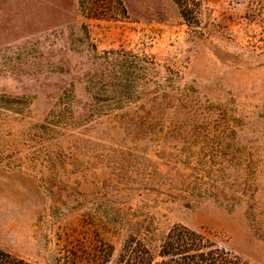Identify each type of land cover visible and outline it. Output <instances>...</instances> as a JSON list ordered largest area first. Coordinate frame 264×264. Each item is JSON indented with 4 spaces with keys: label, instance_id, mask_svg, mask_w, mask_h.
Masks as SVG:
<instances>
[{
    "label": "rangeland",
    "instance_id": "1",
    "mask_svg": "<svg viewBox=\"0 0 264 264\" xmlns=\"http://www.w3.org/2000/svg\"><path fill=\"white\" fill-rule=\"evenodd\" d=\"M177 232L264 264V0H0V250L153 264Z\"/></svg>",
    "mask_w": 264,
    "mask_h": 264
},
{
    "label": "trees",
    "instance_id": "2",
    "mask_svg": "<svg viewBox=\"0 0 264 264\" xmlns=\"http://www.w3.org/2000/svg\"><path fill=\"white\" fill-rule=\"evenodd\" d=\"M178 1V0H175ZM177 236L172 242L171 239L165 241L162 246V252H159L157 260H154L153 264H207V249L203 248V242L197 240L191 241L190 247H187L185 232L175 233ZM193 235V234H192ZM195 236L193 235V238ZM171 240V241H170ZM199 242L200 244L196 243ZM138 253V252H135ZM130 255V254H129ZM127 256L129 259H125L123 255V260L125 264H143L141 259H138L137 255ZM229 255V254H226ZM155 261H157L155 263ZM121 262V261H119ZM117 262V263H119ZM107 264H115L114 261H106ZM0 264H35L30 261H26L19 257H16L8 252L0 250Z\"/></svg>",
    "mask_w": 264,
    "mask_h": 264
}]
</instances>
